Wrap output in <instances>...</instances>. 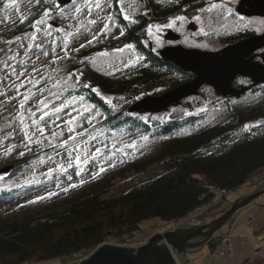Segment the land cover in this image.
<instances>
[{
	"label": "rangeland",
	"instance_id": "1",
	"mask_svg": "<svg viewBox=\"0 0 264 264\" xmlns=\"http://www.w3.org/2000/svg\"><path fill=\"white\" fill-rule=\"evenodd\" d=\"M152 1L166 4L174 0ZM200 1L203 5L195 12L174 15L164 22L149 23L152 26L151 34L148 32V25L145 38L150 41L154 52L166 47L180 46L187 50L217 53L231 45L229 42L243 33L248 32L253 35L264 33V19L247 18L236 13L239 0ZM85 3L86 0H76V7L84 8ZM100 3L103 10H94L93 14L89 16L86 10L81 13L76 12L72 0L64 5L63 9L55 7V0H47V3L42 2L40 4H37L36 0H0V49L11 47L8 55L0 52V169L8 166L13 167L9 174L0 175V194L5 191L10 192V197L0 198V219L9 220L36 213L88 188L103 177H110L123 172L126 179L121 181L116 178L115 189L112 192L120 193L129 186L161 172L160 168L155 167L141 175L127 171L133 162L155 154L169 140V137L156 134L157 127L179 118L191 117L193 119L192 124L186 125L173 134V138H179L214 124H223L229 121L233 114L264 103V84L251 89L239 99H223L216 96L211 88L204 86L199 91L198 96L186 98L162 113L138 114L141 116V121L151 127L148 133H142L139 130L134 134H127L122 131L114 133L111 138L107 139L108 146H106L102 135L92 131V127L102 121V113L89 104H71L69 101L60 100L61 94L63 95L60 86L72 85L75 84V81H79L78 69L84 63L90 65L97 73L107 77L127 75L134 70L143 60L136 44H130L132 45L130 49L126 46L117 48L123 49V51L109 49L106 45L116 40L124 31L123 22H132L135 17L146 15L148 11L145 0H100ZM210 3H216L220 7L211 12L200 10L201 8L207 9ZM38 6L42 8L34 12L35 7ZM48 7L53 9V15L47 18L41 27L50 32V35L46 36L44 31L36 34L35 43L39 44L42 49L37 50L29 34L36 32L32 28V24L41 18L43 10ZM125 14L128 15V20L123 18ZM109 15L112 17L111 21L108 20ZM177 16H183L185 19L176 20L169 27V22ZM90 20H94L96 23L89 24ZM50 23L52 27L49 29ZM105 24H108L109 27L102 33L101 29L104 28ZM69 33L74 35H69ZM169 33L178 36V40H168L167 35ZM93 36L96 39L93 40ZM17 37H19L18 41ZM143 39L139 42L142 48ZM89 40L92 43L89 44ZM6 41H16V43L9 46L5 43ZM81 44L85 46L81 48ZM17 45H23V47ZM30 45H33V48L29 53ZM44 52H47L48 55L45 56ZM263 53L264 49L256 54ZM13 56L14 59H10ZM255 61L261 62L259 58H255ZM5 62L12 65L11 68H7L9 75L5 74ZM75 64L78 68L74 72L75 76H72L73 73L69 74L66 71L69 66ZM37 69L39 70L38 73ZM29 77L38 80L39 84L33 87L29 83ZM13 81H15L14 85ZM21 81H23V86H20ZM45 81L47 82L45 83ZM247 86H249L247 79H240L234 83L235 88ZM16 87H19V92L22 95H17ZM41 87L45 89L43 97L38 92ZM163 93L157 89H142L139 95L116 99L103 96V99L104 101L110 100L117 110H128L136 102L146 97H159ZM24 95H28L30 98L25 103L23 123H21L20 114L22 110L19 105L23 101ZM41 98L48 105L47 108H44L43 105L39 106L43 112L48 113V115H44L43 120L40 119L41 111H36L34 116L28 114L27 111L30 107L35 109L38 100ZM63 103H67L68 107L58 114L53 112V105L61 107ZM72 105L78 106V110L70 108ZM85 108L90 111L86 112ZM92 116H96V119L89 123L88 120H91ZM72 117H76V120L71 125L66 124L65 121L71 120ZM83 117L88 119H83ZM33 121H36L35 125ZM37 126L45 129L43 136L36 131ZM69 127L74 129L73 133L69 132ZM25 129L34 141L30 144L31 150L28 147L29 142L25 140ZM240 131L264 133V125L262 121L248 123L242 126ZM53 132L57 134L55 137L52 135ZM77 133H84L83 136L77 135L75 140V144L80 146V151H72L70 160L69 150L73 149L74 143L69 140V137ZM61 141H69V143L62 148L52 146L53 144L59 145ZM10 147L12 151L11 154H8ZM97 148L103 150V155L93 160L91 157ZM22 151L25 153L23 156L20 155ZM77 155L82 161H88L87 164L81 163L80 175L76 174L75 158ZM70 163L71 167H69ZM19 165L24 167L20 172H18ZM58 165H63L67 171H56ZM99 167H103L105 171L99 172V175L93 178V173H97ZM50 169L53 170L52 174H49ZM69 176L71 179L68 178ZM81 181H84L82 185L80 184ZM72 184L80 186L71 188L70 185ZM20 188L23 190H19ZM65 188L69 190L63 191ZM253 191H255L253 185H243L224 196L210 210L192 212L188 217L181 220L182 225L192 221L202 222L210 215L214 220L227 210L235 200ZM49 193H56V195L38 200L39 197H47ZM257 200L253 203L256 204ZM30 201L37 202L29 203ZM226 201L230 203L229 206ZM175 225L176 223L168 224L159 220L145 222L141 225L140 231L134 233L129 242L133 246H139L146 243L153 235L162 234ZM229 236L232 240L231 235ZM242 236L244 237V244L250 243V239L257 244L260 239L261 244L264 245V231L256 236H248L247 234H242ZM111 240L106 243L110 245ZM93 252L81 254L75 259L67 257L39 264H79V262L89 258ZM203 252L206 253V249ZM177 259L180 264L187 263L184 253H178Z\"/></svg>",
	"mask_w": 264,
	"mask_h": 264
},
{
	"label": "trees",
	"instance_id": "2",
	"mask_svg": "<svg viewBox=\"0 0 264 264\" xmlns=\"http://www.w3.org/2000/svg\"><path fill=\"white\" fill-rule=\"evenodd\" d=\"M145 2L148 13L135 17L132 22H123V35L106 45L109 49H117L136 44L143 60L134 70L127 75L107 77L84 63L78 69L79 81L60 86L63 91L60 100L89 104L102 113V121L92 127V131L102 135L106 146L107 139L114 133H148L151 127L141 121L138 114L117 110L113 104L104 101L103 96L131 97L139 95L142 89L165 93L193 79L172 64L155 59L139 42L146 37L150 22H164L174 15L195 12L203 3L200 0H174L166 4L152 0ZM41 8L35 7L34 12ZM252 35L243 33L229 43ZM77 68L76 64L69 66L66 72L72 74ZM85 84L90 87L85 88ZM93 88L99 90V95L92 91ZM70 108L78 110V106ZM256 121H262L264 125V103L233 114L223 124H214L179 138H173V134L192 124L191 117L157 127L156 134L169 137V140L155 154L133 162L127 171L141 175L155 167L160 168L159 174L120 193L112 192L116 178L126 179L123 172L103 177L36 213L0 219V264L75 259L114 237L123 234L132 237L145 222L159 220L174 224L185 219L199 206L203 185L231 192L264 170V133L240 131L245 124ZM23 169L19 165L18 172ZM7 197H10L8 191L0 194V198ZM216 245V242L211 243L208 248L213 251Z\"/></svg>",
	"mask_w": 264,
	"mask_h": 264
},
{
	"label": "water",
	"instance_id": "3",
	"mask_svg": "<svg viewBox=\"0 0 264 264\" xmlns=\"http://www.w3.org/2000/svg\"><path fill=\"white\" fill-rule=\"evenodd\" d=\"M71 0H61L64 5ZM236 13L247 18L264 19V0H239ZM176 41L178 36L167 35ZM143 49L162 62L172 64L193 79L159 97H146L132 105L127 112L135 114H159L180 101L198 96L202 87L213 90L223 99H239L251 89L264 84V53L261 62L255 54L264 49V33L252 35L231 44L217 53L187 50L180 46L166 47L154 52L148 39L142 41ZM237 77L249 80L247 87H234ZM12 166L0 169V175H7ZM264 195V185L235 200L230 207L210 223L184 224L165 233L153 235L146 243L132 248L101 245L89 258L79 264H177L170 249L185 255H197L205 247L222 239L231 230L238 213ZM226 229V233L223 230Z\"/></svg>",
	"mask_w": 264,
	"mask_h": 264
},
{
	"label": "snow or ice",
	"instance_id": "4",
	"mask_svg": "<svg viewBox=\"0 0 264 264\" xmlns=\"http://www.w3.org/2000/svg\"><path fill=\"white\" fill-rule=\"evenodd\" d=\"M42 2L43 3H47V0H36V3L37 4H40ZM72 2H73V5L75 7L76 12L81 13V12H84L86 10L87 11V14L89 16H91L93 14L94 10H99V11H102L103 10V6L100 3V0H86V3H85L84 8L76 7V0H72ZM55 7L57 9H63L64 4L61 3V0H55ZM218 7H220V6L217 5L216 3H210V6L207 9L201 8L200 10L201 11L211 12L212 10H214V9H216ZM121 12H123V9H121ZM52 15H53V9L51 7L45 8L43 10V14H42L41 18L40 19H37L32 24V28L35 29L36 32L35 33H32V34H29V35H30L31 39L33 40V44H34V46H35V48L37 50H42V49H41V46L39 44L35 43L36 42V39H37V35L36 34L39 33V32H41V31H44V33H45L46 36L47 35H50V32L44 30L41 26L45 23V21L47 20V18L51 17ZM123 18L125 20H128L129 19L128 15H126V14L123 16ZM111 19H112V17H111V15H109L108 20L111 21ZM184 19H185V17H183V16H177V17H175V19L173 21H170L169 22L168 26L171 27L172 24L176 20L182 21ZM196 19H199V17H196ZM95 23L96 22L94 20H90L89 21V24H95ZM48 27L50 29L52 27V24L50 23L48 25ZM108 27H109V25L108 24H105L104 25V28L101 29V32L104 33L105 30ZM151 29H152V26L149 25V28H148L149 34H151ZM57 31H59V29H57ZM69 35H74V34L73 33H69ZM121 35H123V32H121ZM94 39H96L95 36H93V40ZM18 40H19V37H17V41ZM5 43H7L9 46H11L12 44L16 43V41H6ZM88 43L90 44V43H92V41L89 40ZM17 46L18 47H23V45H17ZM84 46H85L84 44H81L80 45L81 48L84 47ZM126 47L130 49V48H132V45L129 44V45H126ZM32 48H33V45H30L29 46V49H28V52L29 53L32 51ZM117 50L118 51H123V49H117ZM10 51H11V47H9L8 49H0V52H3L5 55H8V52H10ZM76 51H79V49H76ZM26 54H28V53H26ZM43 54L45 56L48 55L47 52H44ZM10 59H14V56L13 57H10ZM57 59H59V57H57ZM5 63H6L5 74L6 75H9V73H7V68H11L12 65L10 63H8V62H5ZM13 71H15V69H13ZM36 71H37V73L39 72L38 69ZM21 75H23V74H21ZM72 75L75 76L74 73ZM46 82L47 81H45V83ZM29 83L32 84L33 87H35L37 84H39V81L38 80L31 79L29 77ZM14 84H15V81H13V85ZM20 86H23V81L20 82ZM84 87L85 88H88L90 86L88 84H85ZM15 91H16L17 95H22L19 92V87H16L15 88ZM92 91L93 92H96L99 95V90L98 89L93 88ZM38 92L40 93L41 97H43L44 96L45 89L43 87H41V88L38 89ZM29 98L30 97L28 95H24L23 96V101L19 105L20 109L22 110L21 111V114H20V122L21 123H23V110L25 108V103L28 101ZM57 99H59V96H57ZM81 99H83V98H81ZM106 102L109 103V104H111V101L110 100H106ZM40 105H43L44 108H47L48 107V105L45 103V100L43 98H41V99L38 100L37 106H36L35 109L30 107V108H28L27 111H28V114L33 115V116L36 114V111H41L42 112V115H41L40 119L43 120L44 115H48V113L43 112V110L39 107ZM67 107H68V104L67 103H63L61 107H56L55 105H53V112H55L56 114H58L60 111H62L64 108H67ZM85 111L88 112L90 110L87 109V108H85ZM97 115H99V114L97 113ZM69 116H71V113H69ZM83 119H88V118L87 117H83ZM95 119H96V116H92V119L91 120H88V122L91 123L92 120H95ZM75 120H76V117H72L71 120L65 121V123L71 125V123L73 121H75ZM53 123H55V121H53ZM33 124L35 125L36 124V121H33ZM57 127H60V125H57ZM246 128H247V126H246ZM36 131L39 132V134L41 136H43L44 135V132H45V129L43 127L37 126L36 127ZM85 131H87V130H85ZM69 132L70 133H73L74 132V129L72 127H69ZM52 135H53V137H55L57 134L55 132H53ZM77 135L83 136L84 133H77V134H74V135H70L69 140L73 141V143H74L73 149H70L69 150V159L70 160H71V153H72V151H76V152H79L80 151V146L77 145V144H75V140H76V136ZM89 135H90V133H89ZM93 139H95V138L93 137ZM25 140L29 142L28 147H29V150H31L30 149V144L32 142H34V141H32V138L28 135L26 129H25ZM35 142L38 143L39 141H35ZM49 143L51 144V141H49ZM68 143H69V141H61L59 145H54L53 144L52 146L54 148H56V147H61L62 148V147H66L68 145ZM11 151H12V148L10 147L8 149V154H11ZM20 155L23 156V155H25V153L22 151V152H20ZM102 155H103V150L101 148H97L96 151H95V153L92 154L91 159L95 160L99 156H102ZM87 162H88L87 160H83L82 161L79 155L76 156L75 163H76V166H77V173H76L77 175H80L79 167H80L81 163L87 164ZM112 166H114V165H112ZM69 167H71V163L69 164ZM52 171L53 170L50 169L49 170V174H52ZM56 171L66 172L67 169H65L63 167V165H58V168H57ZM103 171H105V169L103 167H99V171L97 173H93V178H96V176L99 175V172H103ZM68 178L71 179L70 176ZM83 183H84V181H81L80 182L81 185ZM78 186H80V185H77V184L70 185L71 188H75V187H78ZM68 190H69L68 188L63 189V191H65V192H67ZM53 195H56V193H49L47 197H39L38 200L39 199H45V198H51V196H53ZM35 202H37V201H30L29 203H35Z\"/></svg>",
	"mask_w": 264,
	"mask_h": 264
},
{
	"label": "crops",
	"instance_id": "5",
	"mask_svg": "<svg viewBox=\"0 0 264 264\" xmlns=\"http://www.w3.org/2000/svg\"><path fill=\"white\" fill-rule=\"evenodd\" d=\"M226 204L228 206L230 205L227 201ZM248 222H251L250 226H247ZM263 231L264 206L261 201H257L256 204L252 203L238 213L231 230L228 232V235L232 237V240L230 238L231 247L233 249L232 255H219L214 253V250L212 251L207 246L203 249V251L206 249V253L202 251V253L197 256L194 264H264V253L260 256L255 254L258 243L261 244L262 241L259 239L256 244L250 239V243L247 242L244 244V237L242 236V234L256 236ZM223 232L226 233V229H224ZM238 238H240V241ZM216 247L222 251L220 245H216Z\"/></svg>",
	"mask_w": 264,
	"mask_h": 264
},
{
	"label": "built area",
	"instance_id": "6",
	"mask_svg": "<svg viewBox=\"0 0 264 264\" xmlns=\"http://www.w3.org/2000/svg\"><path fill=\"white\" fill-rule=\"evenodd\" d=\"M244 185H253L257 189L259 187L263 186L264 185V170L260 171L259 173L255 174L254 176H252ZM242 186H240L239 188H241ZM202 188H203V193L200 195V197L198 199L200 201V204L197 208L194 209L193 212H206V211L210 210L213 205H215L217 202L222 200L224 196H226L230 193V191H226L224 189L213 187V186L203 185ZM257 201H261L262 205H264V195L260 196ZM208 217L203 221L200 220L202 222H199V221L193 222L192 221L191 223H188V224L189 225H197L199 223H209L213 220V217H212V215H210ZM163 223H165V222H163ZM182 224L183 223L180 221V222L176 223L175 226H172L171 228H169L166 232L175 231V229L178 228L179 226H181ZM250 225H251V222H248L247 226H250ZM130 238H131V236H128L127 234H123V235L116 237V238L114 237V238H112V240H111L112 243L110 245L115 246V247H123V248L138 247V246L131 245V243L129 242ZM238 240L240 241V238H238ZM215 242L217 245H220L222 247V251H220L218 247H215V249L213 251L214 253H217L219 255H224V254H227L229 256L232 255L230 236L228 234H226L222 239H219ZM104 244L108 245V243H104ZM142 244H144V243H142ZM142 244H140V245H142ZM169 249H170V252H171L173 258L175 259L176 263L180 264L178 259H177L178 253L171 248H169ZM263 253H264V245L258 243V247L255 251V254L257 256H260ZM185 257L187 259L186 264H194V262L197 259V255H185Z\"/></svg>",
	"mask_w": 264,
	"mask_h": 264
},
{
	"label": "flooded vegetation",
	"instance_id": "7",
	"mask_svg": "<svg viewBox=\"0 0 264 264\" xmlns=\"http://www.w3.org/2000/svg\"><path fill=\"white\" fill-rule=\"evenodd\" d=\"M263 50V49H262ZM262 50H260V51H258V52H261ZM261 56H262V54H255V58H259L260 60H261ZM255 60V59H254ZM240 79H243V80H246V78H240V77H237L236 78V80L234 81V83L236 82V81H239ZM248 80V79H247ZM249 81V80H248ZM234 85V84H233ZM239 88V87H238Z\"/></svg>",
	"mask_w": 264,
	"mask_h": 264
}]
</instances>
